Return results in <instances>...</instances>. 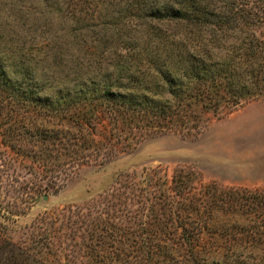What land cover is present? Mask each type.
<instances>
[{"label": "rangeland", "instance_id": "obj_1", "mask_svg": "<svg viewBox=\"0 0 264 264\" xmlns=\"http://www.w3.org/2000/svg\"><path fill=\"white\" fill-rule=\"evenodd\" d=\"M124 7L0 0V59L25 73L17 78L30 90L18 104L0 92V264H159L142 242L178 209L180 179L203 210L234 192L264 195V94L217 112L196 106L186 126L171 129L109 112L84 130L70 119L67 92L74 97L103 64L114 68L119 33L135 34ZM226 209L228 220L215 223L251 225L247 208Z\"/></svg>", "mask_w": 264, "mask_h": 264}, {"label": "trees", "instance_id": "obj_2", "mask_svg": "<svg viewBox=\"0 0 264 264\" xmlns=\"http://www.w3.org/2000/svg\"><path fill=\"white\" fill-rule=\"evenodd\" d=\"M121 13L123 25L135 34L119 33L120 62L112 69L103 64L74 97L64 96L69 117L81 130L105 112L130 123L151 118L159 128L171 129L176 122L184 127L196 106L217 112L264 94V0H125ZM125 57L132 66L125 65ZM9 63L0 59V92L15 104L22 90H30L17 78L25 73ZM179 183L186 192L179 197L190 204L182 207L178 200L177 210L163 213L154 227L149 224L146 233L152 237L142 242L148 252H158L157 263L264 264L263 194L234 192L218 199L219 209L203 210L194 204L191 186ZM227 204L247 208L251 225L215 223L228 220L222 217ZM125 239L131 241L128 233Z\"/></svg>", "mask_w": 264, "mask_h": 264}]
</instances>
